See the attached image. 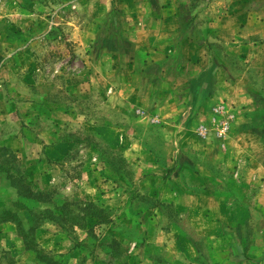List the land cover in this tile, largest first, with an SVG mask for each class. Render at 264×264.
Here are the masks:
<instances>
[{
    "label": "rangeland",
    "instance_id": "rangeland-1",
    "mask_svg": "<svg viewBox=\"0 0 264 264\" xmlns=\"http://www.w3.org/2000/svg\"><path fill=\"white\" fill-rule=\"evenodd\" d=\"M223 1L0 0V13H12L0 16L9 34L25 36L24 43L14 38L10 46H0V148L16 154L12 164L0 160V233L4 228L9 232V221L2 219L10 210L25 228L39 226L35 239L42 258L50 260L47 263L27 250L16 222L10 221L22 241L19 256L28 254L26 264H133L137 191L133 158L129 161L130 155L124 154L133 147V6L156 12L182 10L186 26L179 35L186 39L185 45H195L196 40L201 46L177 55L202 58L205 69L200 80L213 83L215 70L225 60L242 69L240 61L228 58L233 56L232 46L209 29L211 18L221 16L220 10L209 9L215 2H222L224 9ZM263 2L245 4L256 10ZM17 4L31 14L16 15ZM55 135L68 146L58 157L63 173L51 181L55 174L49 172V159L41 173L33 169L38 156L49 157L45 154ZM151 142L148 145L163 151L159 133L151 135ZM5 152L0 149V156ZM140 197L145 205L155 203ZM61 234L74 245L72 256L66 253L70 245L65 242L63 253L44 245L51 235ZM13 246H0V264H17Z\"/></svg>",
    "mask_w": 264,
    "mask_h": 264
},
{
    "label": "crops",
    "instance_id": "crops-1",
    "mask_svg": "<svg viewBox=\"0 0 264 264\" xmlns=\"http://www.w3.org/2000/svg\"><path fill=\"white\" fill-rule=\"evenodd\" d=\"M245 1L224 0V9L222 2L209 9L221 12L211 18L210 31L232 46L228 58L242 63L237 70L228 60L221 62L210 88L200 80L202 58L177 55L201 46L196 40L185 45L179 35L186 26L182 10L133 6V147L124 151L133 158L137 191L133 264H264V2L249 10ZM15 8L16 15L31 14ZM10 14L2 10L0 16ZM3 22L0 46H10L14 38L24 43V34L11 36ZM219 106L230 117L228 133H201ZM156 133L164 143L161 152L148 145ZM53 141L45 154L50 158L38 156L33 169L41 173L49 159L51 181L63 173L58 157L68 146L57 135ZM140 195L155 203L145 205ZM6 224L9 232L0 233V246L14 245L17 264H26L16 225ZM50 237L44 244L50 249L63 253L65 242L66 253H75L62 234Z\"/></svg>",
    "mask_w": 264,
    "mask_h": 264
},
{
    "label": "trees",
    "instance_id": "trees-1",
    "mask_svg": "<svg viewBox=\"0 0 264 264\" xmlns=\"http://www.w3.org/2000/svg\"><path fill=\"white\" fill-rule=\"evenodd\" d=\"M212 72H213V70L212 71L210 70L208 72L209 76H211L210 74H212ZM201 82H202V80H201ZM204 84L207 85V87H208V85H210L211 83L204 82ZM0 149H4L6 151L2 156H0L1 157L0 160H2L1 162H3L4 164H12L13 160H12L11 157L15 158L16 154L8 147H2ZM8 177H12V173L9 172L8 173ZM27 190L29 192L32 191L31 188H27ZM65 207H67V206H65ZM5 212L8 213V216L4 217L2 219V221H15L16 224H17V227H18V232H19V234L21 235V237H22V239L24 241L26 249L35 251L37 253V256L39 258L43 259L42 255H41V250H40L41 248H39V244H38V242L35 239V232L39 228V226L34 224L32 226H29L28 228H25L24 225H23V222L18 217L17 218L14 217V214H12L10 210L6 209ZM44 212L45 213H47V212L50 213V210L46 209ZM33 213H34V210L30 211V214H31V216L33 217V220H34ZM34 215H36V214H34ZM95 216L96 217H100V214H95ZM43 217H46V215H43ZM43 260H45L47 263H50V260H48V259L47 260L43 259Z\"/></svg>",
    "mask_w": 264,
    "mask_h": 264
},
{
    "label": "built area",
    "instance_id": "built-area-1",
    "mask_svg": "<svg viewBox=\"0 0 264 264\" xmlns=\"http://www.w3.org/2000/svg\"><path fill=\"white\" fill-rule=\"evenodd\" d=\"M230 129V117L225 114L223 106L217 107L211 118L209 126H201L200 132L205 134L207 132H214L218 137H224Z\"/></svg>",
    "mask_w": 264,
    "mask_h": 264
}]
</instances>
